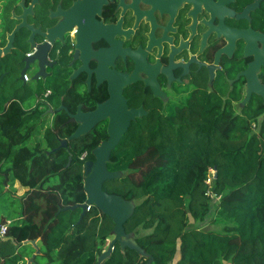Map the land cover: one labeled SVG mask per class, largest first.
<instances>
[{
	"label": "trees",
	"instance_id": "1",
	"mask_svg": "<svg viewBox=\"0 0 264 264\" xmlns=\"http://www.w3.org/2000/svg\"><path fill=\"white\" fill-rule=\"evenodd\" d=\"M61 101L50 99L55 107ZM63 101L73 112L82 97L68 92ZM263 114V105L237 112L221 97L204 95L163 127L133 126L108 163L121 178L103 188L134 203L124 227L147 257L116 244L102 264H147L151 257L152 264H264ZM67 117L61 111L50 123L44 111L19 103L5 113L0 210L5 195L10 204L0 228L9 223L10 240L0 239V264H29L33 257L31 264H97L113 238V221L96 207L81 223V209L61 210L86 202L84 164L107 138L101 130L97 140L90 133L53 152L76 129L64 124ZM15 183L23 195L5 191ZM31 241L39 254L25 243Z\"/></svg>",
	"mask_w": 264,
	"mask_h": 264
},
{
	"label": "flooded vegetation",
	"instance_id": "2",
	"mask_svg": "<svg viewBox=\"0 0 264 264\" xmlns=\"http://www.w3.org/2000/svg\"><path fill=\"white\" fill-rule=\"evenodd\" d=\"M261 37L264 0H0V130L14 103L44 111L50 123L65 111L64 124L77 128L69 113L93 112L117 91L129 110L146 113L129 130L163 127L196 96L260 111L259 95L243 101ZM255 74L264 85V64ZM68 92L82 97L73 112L64 105ZM108 126L98 122L91 132L97 140L106 131L98 146Z\"/></svg>",
	"mask_w": 264,
	"mask_h": 264
},
{
	"label": "water",
	"instance_id": "3",
	"mask_svg": "<svg viewBox=\"0 0 264 264\" xmlns=\"http://www.w3.org/2000/svg\"><path fill=\"white\" fill-rule=\"evenodd\" d=\"M261 40L264 42V38L261 37ZM263 64L264 51L261 52V57L251 65L249 71L246 73L248 79V92L243 101V105L250 101L252 94L254 93L264 100V85L259 82L257 75L255 74ZM131 82L134 81L130 79L124 80L125 84ZM145 114L146 113L143 110H129L126 101L122 97L121 91L112 92L111 99L93 112L84 113L82 112V107L79 106L77 113H69L71 119L70 122L78 124V127L72 135L61 142L57 149L53 150V152H56L57 150L67 148L70 141L79 139L91 133L96 127V123L109 119L108 139L93 150L92 154L95 161H87L84 164L85 193L87 196L86 202L61 209L62 211L81 209L82 212L78 223L82 222L85 214L91 207H96L113 221V238L109 243L108 249L99 257L97 264H102L108 257H110L116 244H119L123 251L126 248H129L135 250L142 257H147V254L134 241L133 235L127 234L124 227L125 223L134 214V203L119 195L109 194L103 188L105 182L121 178L120 172H111L108 170V163L110 162L113 151L120 144L123 136L127 134L131 122ZM71 161L72 156L69 158V165ZM215 173L216 172L214 171V176ZM3 240L9 241L10 238L6 237ZM25 243L32 244L36 248L38 247L37 241ZM39 253L40 251L37 248V254ZM34 260L35 257L29 261V264L34 262ZM152 261L153 258L151 257L147 264H152Z\"/></svg>",
	"mask_w": 264,
	"mask_h": 264
},
{
	"label": "rangeland",
	"instance_id": "4",
	"mask_svg": "<svg viewBox=\"0 0 264 264\" xmlns=\"http://www.w3.org/2000/svg\"><path fill=\"white\" fill-rule=\"evenodd\" d=\"M30 104H32V105H34L35 104V99L34 98H32V99H30V101L27 103V104H25V106L26 105H30ZM38 130H41V128L38 126ZM37 140H38V138L37 137H34L33 139H32V142H34V143H36L37 142ZM213 176H214V172L213 171H211V173H210V175H209V178H208V181H207V183H210L209 185H211V183H212V181H213ZM14 190H16V195L17 196H19L20 194H22L23 193V191H24V189H21V187H20V185L17 183V184H15V186H14V188H11V187H9V186H7V188H6V192H10V191H14ZM13 197H14V194H13ZM9 204H10V198L7 196V195H5L3 198H2V208H4V210H6L8 207H9ZM4 210H0V215L2 214H6V211H4ZM192 224H193V222H192ZM210 225H208V224H206L205 226H204V228H208ZM110 243V242H109ZM108 246H109V244H108ZM107 246V247H108ZM108 249V248H107ZM106 249V250H107Z\"/></svg>",
	"mask_w": 264,
	"mask_h": 264
},
{
	"label": "built area",
	"instance_id": "5",
	"mask_svg": "<svg viewBox=\"0 0 264 264\" xmlns=\"http://www.w3.org/2000/svg\"><path fill=\"white\" fill-rule=\"evenodd\" d=\"M84 157V156H83ZM82 157V158H83ZM214 172V171H213ZM208 184H210V183H208ZM208 195L210 196L211 194L210 193H208ZM8 225H9V223L8 224H6V225H3L1 228H0V237H1V239H4L5 237H6V234H7V231H8Z\"/></svg>",
	"mask_w": 264,
	"mask_h": 264
},
{
	"label": "crops",
	"instance_id": "6",
	"mask_svg": "<svg viewBox=\"0 0 264 264\" xmlns=\"http://www.w3.org/2000/svg\"><path fill=\"white\" fill-rule=\"evenodd\" d=\"M15 184H17V183H15ZM18 184H19V183H18ZM14 186H15V185H14ZM25 191H26V190H24V191H23V193H24ZM23 193H22V194H20L19 196L23 195Z\"/></svg>",
	"mask_w": 264,
	"mask_h": 264
}]
</instances>
